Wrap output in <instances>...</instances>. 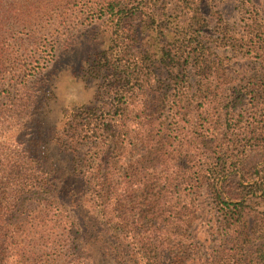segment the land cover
Segmentation results:
<instances>
[{
	"label": "trees",
	"instance_id": "1",
	"mask_svg": "<svg viewBox=\"0 0 264 264\" xmlns=\"http://www.w3.org/2000/svg\"><path fill=\"white\" fill-rule=\"evenodd\" d=\"M94 1L103 105L44 129L37 72L0 90V264H264V6Z\"/></svg>",
	"mask_w": 264,
	"mask_h": 264
},
{
	"label": "rangeland",
	"instance_id": "2",
	"mask_svg": "<svg viewBox=\"0 0 264 264\" xmlns=\"http://www.w3.org/2000/svg\"><path fill=\"white\" fill-rule=\"evenodd\" d=\"M257 1L264 6V0ZM94 2V0H0L1 94L7 95L16 84L17 78L22 77L27 69V72L29 69L37 72L33 76H37L42 82L40 95L45 106L39 110L42 117L39 123L44 129L60 126L64 112L75 105H103L97 100L99 81L92 76L90 64L95 55L109 45L110 27L102 20L106 18L105 16L96 19L94 16L97 14H90ZM205 2L206 12L219 10L223 17L231 22L238 18L239 0ZM181 3V0H167L168 8H171L167 14H178L174 9ZM154 38L155 35L151 33L144 36L143 40L151 44L155 41ZM50 52H53V56ZM38 62L41 64L40 67L34 69L33 66ZM253 65L247 59L239 61L242 72ZM126 155L127 153H124L122 156ZM99 159L98 162L102 161ZM202 200H205V197H202ZM203 204L208 209L205 201ZM76 210L75 214L79 215L84 230L90 229L93 220L88 208ZM103 222L108 227V221L104 219ZM57 234L61 233L58 231ZM100 255V250L92 249V256L97 261L96 263L86 261V264H109L97 263Z\"/></svg>",
	"mask_w": 264,
	"mask_h": 264
}]
</instances>
